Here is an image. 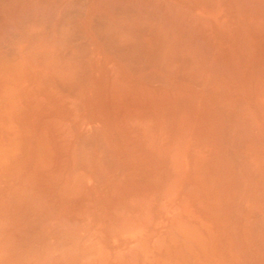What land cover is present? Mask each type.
I'll return each instance as SVG.
<instances>
[{"label": "bare ground", "instance_id": "obj_1", "mask_svg": "<svg viewBox=\"0 0 264 264\" xmlns=\"http://www.w3.org/2000/svg\"><path fill=\"white\" fill-rule=\"evenodd\" d=\"M247 6L0 0V264H264Z\"/></svg>", "mask_w": 264, "mask_h": 264}, {"label": "rangeland", "instance_id": "obj_2", "mask_svg": "<svg viewBox=\"0 0 264 264\" xmlns=\"http://www.w3.org/2000/svg\"><path fill=\"white\" fill-rule=\"evenodd\" d=\"M240 1V2H239ZM253 0H244L242 3H241V0H236V2H237V4H239L240 6H247L246 4H248V6H247V9H249V10H255L256 9V7L255 6H257V4H259L260 5V7H261V5H263L264 6V0L261 2V0H257V1H259L258 3H257V1L255 2V1H253ZM239 2V3H238ZM254 2L256 3V4H254ZM254 4V5H253ZM251 5H253V6H251ZM259 5L257 6V9H258V7H259ZM250 7V8H249ZM252 7V8H251ZM254 7V8H253ZM259 7V9L258 10H260L259 11V13L261 12V11H264V9L263 8H260ZM256 11V10H255ZM258 18H260V17H258ZM256 20V19H255ZM256 21H258V22H256ZM255 22H253V27L255 28L254 30H255V32H261V30L262 31H264V29L262 28L263 27V23L260 21V20H256ZM256 23H257V25H256ZM261 24V25H260ZM257 26H258V29H260V27L262 28V29H260V30H258V29H256L257 28ZM260 26V27H259ZM256 30H258V31H256ZM257 34V33H256Z\"/></svg>", "mask_w": 264, "mask_h": 264}]
</instances>
